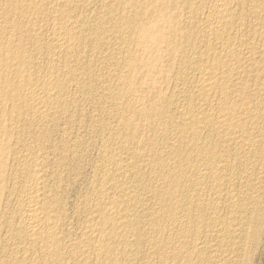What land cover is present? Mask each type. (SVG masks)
<instances>
[{
  "label": "bare ground",
  "instance_id": "1",
  "mask_svg": "<svg viewBox=\"0 0 264 264\" xmlns=\"http://www.w3.org/2000/svg\"><path fill=\"white\" fill-rule=\"evenodd\" d=\"M262 233L264 0H0V264H252Z\"/></svg>",
  "mask_w": 264,
  "mask_h": 264
},
{
  "label": "rangeland",
  "instance_id": "2",
  "mask_svg": "<svg viewBox=\"0 0 264 264\" xmlns=\"http://www.w3.org/2000/svg\"><path fill=\"white\" fill-rule=\"evenodd\" d=\"M262 241L260 244V249L257 250L256 254H255V258H253L254 260L252 261V264H264V233H262ZM257 255V256H256Z\"/></svg>",
  "mask_w": 264,
  "mask_h": 264
}]
</instances>
